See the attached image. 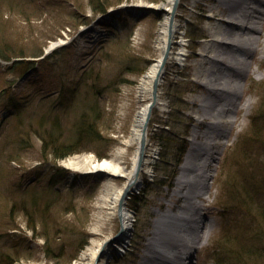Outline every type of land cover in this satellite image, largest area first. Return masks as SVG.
Wrapping results in <instances>:
<instances>
[{"label": "rangeland", "instance_id": "obj_1", "mask_svg": "<svg viewBox=\"0 0 264 264\" xmlns=\"http://www.w3.org/2000/svg\"><path fill=\"white\" fill-rule=\"evenodd\" d=\"M164 1L0 0V52L7 56H0V264H82L81 253L92 239L111 238L118 232L119 217L104 220L98 208L107 178L82 173L65 163L85 155L96 160L108 158L124 145L140 104L135 95L138 79L159 55L156 46L164 12L144 7ZM93 2L104 5L107 12L95 13ZM214 3L179 0L175 19L180 26L175 39L182 37L185 58L166 64L160 85L165 106L153 109L147 132L146 153H154L152 173L143 174L141 187L126 200L131 229L120 250L115 251L117 240L107 243L110 257L106 264H138L156 212H181L183 198L173 196L179 165L191 138L197 134L198 141L205 140L210 125L217 132L210 137L216 160L208 194L198 199L199 209L185 213L189 218L199 214L201 219L197 224L191 222L195 228L188 235L196 247L191 264L218 263L222 256L216 241L222 228L247 225L264 198L260 177L264 174V139L250 142L253 137L249 136L254 122L264 133V52L249 53L245 60L252 62V68L237 70L241 88L235 97L240 105L249 99L247 107L228 111L230 116L220 117V123L210 120L222 102L200 107L199 99L208 96L203 81L209 75L198 71V52L212 37L209 26L227 27L223 20L235 15L234 7L222 8L224 12L216 15ZM58 40L63 42L40 58ZM177 48L174 43L171 49ZM22 59L32 62L16 67L15 60ZM208 64L203 60L202 65ZM83 113L91 115L101 138L87 142L77 153L55 159L49 147L43 148L41 137L53 134L56 143L72 141ZM180 146L185 152L175 166ZM135 147V143L126 147L128 167ZM162 149L168 154L165 160L160 159ZM240 163L243 169L238 172ZM172 170L176 173L171 185L160 186V172ZM57 173L61 178L52 179ZM242 175L259 187L239 206L228 192L236 180L249 187ZM110 180L117 185L123 182L117 176ZM34 199V210L25 211L22 201L32 204ZM221 203L228 205L226 213ZM159 225L170 229L167 235L178 231L172 221ZM205 230L209 235L203 241L200 234ZM172 242L170 247L160 246L158 256L169 259L175 249ZM258 263L264 264V258Z\"/></svg>", "mask_w": 264, "mask_h": 264}, {"label": "bare ground", "instance_id": "obj_2", "mask_svg": "<svg viewBox=\"0 0 264 264\" xmlns=\"http://www.w3.org/2000/svg\"><path fill=\"white\" fill-rule=\"evenodd\" d=\"M173 1L174 0H165L161 5H150L152 7H162L165 10L164 18L160 23L158 31L156 47L159 51V55L150 64L145 74L138 79V83L135 88V95L139 99L140 104L134 113L131 132L125 140L124 145L115 148L108 158L96 160L91 155H85L82 157H76L65 163L70 168L81 171L82 173H95L104 175L107 178V181L103 183L100 203L98 205L100 210L99 212L103 215L104 220L118 214V202L125 188H128L131 192H135L141 187L143 174L151 175L152 173L150 165L153 160V152L152 154L146 155L142 169L137 177L134 175L142 125L146 116L148 105L152 100V84L158 73L160 58L167 42L168 16ZM213 1L216 2V4L214 3V12H217L216 15L224 12L221 10L222 8L227 9L229 7H234L235 10L233 19L223 20L227 27H222L221 24L215 27L209 26L212 37L207 39V41H205L202 45L201 52H198L201 61L196 62L198 71L207 72L209 75V77L203 81V87L206 88L208 96L199 99L201 101L200 107L208 105V107L211 108L212 105L215 104V101L217 104L222 102L220 107L216 106L214 110L215 113L212 114L214 115L212 117L214 119L210 120L212 123H220V117L223 118L230 116L227 114L228 111L232 109L235 111L237 108H245L250 103V100L247 99L244 105H240V101L236 100L235 96L241 88L237 81L239 73L237 69H249L252 66L251 61L244 59L249 53H254L255 55L257 51L264 52V44H262V42H264V18L261 15L262 12L264 13V10L261 8L264 6V0ZM250 3H252L251 6ZM217 23L220 22L217 21ZM179 26L180 24L176 19H174L172 24V47L173 44L176 43L178 48L176 51H172L171 49L164 65V70L168 61L171 62L172 59H174L179 63L185 58V44L182 41V37L179 36L181 39H175V34L178 32ZM260 40L261 45L259 44ZM62 42V40L54 41L48 48H52ZM215 43H218V46H216ZM220 44L226 47H220ZM241 44L243 45L241 46ZM249 50L252 52H249ZM232 59H234L233 63L230 62ZM203 60L209 61L208 66L205 67L202 65ZM161 83L162 78H160L156 103L154 106V108L159 110L165 106V103L161 98ZM210 93H213V96H211ZM234 120L235 118L230 119L229 123L232 124ZM209 127L211 130L209 129L210 131H207L205 140L198 141L197 134L191 138L190 146L184 155L183 161L179 165V175L175 180L173 196L174 199L183 198L184 203L180 206L181 212L171 214L169 209H166L163 213L156 212V217L153 223L154 228L150 231L147 242H145L146 248H144V254L141 255V260L138 264H143L145 262L147 264L192 263L193 253L196 247L195 240L191 235H188L190 234L189 232L195 228L191 222L197 224V221H201V219L199 214L189 218L185 215V213L192 209L193 211L199 209L200 203L198 202V199L201 197L206 198L208 194L213 163L216 160V151L212 150L214 145L210 137H213V135L217 132L213 125H210ZM130 143H135L136 147L130 157V165L128 167L125 164L124 155L126 147ZM115 176L123 178V182L120 185H117L110 180ZM183 189H185V191ZM120 214L123 228L122 234L117 240L118 242L115 246V251L121 249V241H124V239L128 237L129 230L131 229L130 211L123 207ZM162 221H172V223L177 224L179 232L175 231V233L172 232L167 235L170 229H166V226L162 228L164 225H159ZM188 221H190V223ZM202 225L204 227L205 224ZM207 229L209 230L210 228L208 227ZM208 230H205L203 234H200L203 241L209 235ZM94 233L96 232L94 231ZM108 238L109 237H104L103 239H92L87 248L81 253L82 264H106L108 257H110L106 252L108 250ZM171 240H173L172 245L175 246V249L172 255H167L169 259H164L163 257L158 256V253H160L159 247L167 245L170 247Z\"/></svg>", "mask_w": 264, "mask_h": 264}, {"label": "trees", "instance_id": "obj_3", "mask_svg": "<svg viewBox=\"0 0 264 264\" xmlns=\"http://www.w3.org/2000/svg\"><path fill=\"white\" fill-rule=\"evenodd\" d=\"M93 1V0H92ZM93 10L95 13L98 14H104L106 13V8L101 3H95L93 2ZM0 56L7 58V56L2 55V52H0ZM32 61H24L22 60H15L16 67L20 68V66L24 64H31ZM88 72V71H86ZM85 72V73H86ZM87 74V73H86ZM17 104H15V107ZM96 115V114H95ZM91 115L88 113L81 114L80 118L78 119V122L75 127V135L72 139V141L66 143H56L54 142L53 138L54 135L49 134L47 139L45 137H41L43 140V148H50L49 153L52 154V156L55 159L64 158L66 156H69L71 154L77 153L83 149L84 144L87 142H91V140H98L101 138V135L99 131L97 130V127L94 125V123L90 120ZM251 132H250V138L253 137V139L250 140V142L254 141V139H264V136H262V132L260 131L261 127H258L256 125V122H254L251 125ZM185 150L184 146L179 147V152L176 157V163L175 166L179 163L181 156L183 155ZM46 152V151H45ZM48 152V151H47ZM168 155L166 150L162 149V152L160 154V159L165 160V156ZM253 163V162H252ZM257 163H260L257 161ZM264 164V163H263ZM239 168L236 169L238 172L240 170L242 171L243 167L240 163ZM175 170H172L171 172H160V186H170L171 180L175 176ZM58 175V176H57ZM57 175H53L52 179L58 180L61 178V174L57 173ZM60 176V177H59ZM251 176L254 177V173H251ZM243 181L248 184L249 187H245L244 184L238 183L236 180L234 183L231 182L232 187L228 186L230 188V191L228 192L229 196H235V202L242 206V202H245L247 198H244L246 195L250 198L252 192L257 189L259 186L255 183L251 182L246 175H242ZM261 177V188L264 192V174L260 175ZM51 179V180H52ZM143 194L146 195V191H143ZM254 200H252L251 203H253ZM23 207L25 211H32L34 210L37 202L34 199L32 201V204H26L25 201H22ZM250 203L249 201L246 203ZM47 204V203H46ZM223 208V213H226L228 211V205L227 204H220ZM251 213V220L248 222L247 225H239L237 227L228 225L226 227L222 228V233L218 237V240L216 241L217 247L219 249V254H221L222 259L220 256H218L217 261L218 263L214 262V264H259L258 260L262 257L264 258V198H261L260 202L257 203V209L255 211H252ZM30 213V212H29ZM250 216V215H249ZM85 242V241H84ZM261 242V243H260ZM262 244L260 247L258 244ZM133 244V243H132ZM84 244H82L79 248H81ZM49 250V249H47ZM251 252V254H249ZM47 256H50L51 254L47 252ZM253 256V257H252ZM252 257V258H251Z\"/></svg>", "mask_w": 264, "mask_h": 264}, {"label": "water", "instance_id": "obj_4", "mask_svg": "<svg viewBox=\"0 0 264 264\" xmlns=\"http://www.w3.org/2000/svg\"><path fill=\"white\" fill-rule=\"evenodd\" d=\"M178 4H179V0H174L172 5H171V9L169 11L167 42H166L165 48H164L162 55H161V58H160L158 73H157V75L153 81V84H152V100L148 105L146 116H145V119H144V122L142 125L141 135H140V139H139V143H138L137 161H136V166H135V171H134L135 177H137V175L141 171L143 163H144L146 144H147V139H148L147 131H148V126H149V121H150V118L152 116V111H153V108H154L155 103H156V97H157L160 78H162L163 73H164V65L167 61L168 55H169V53L171 51V47H172V42H173L172 41V24H173V21L175 19ZM144 8H149L152 11H156V12H162V11L164 12L165 11L163 8L161 9L160 7L145 6ZM54 47H52V48H54ZM52 48L46 49V51L44 52V54L40 58H43ZM131 193L132 192L129 191L128 188H125L120 199H119L117 216L119 217V220H120V228H119L118 232L113 237L109 238L107 243H111L112 241L115 242L116 240H118V238L122 234V228L123 227L121 224L120 211L123 207L126 208V200L129 198V195Z\"/></svg>", "mask_w": 264, "mask_h": 264}]
</instances>
